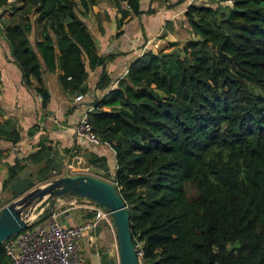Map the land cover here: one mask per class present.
I'll return each instance as SVG.
<instances>
[{"label":"trees","instance_id":"trees-1","mask_svg":"<svg viewBox=\"0 0 264 264\" xmlns=\"http://www.w3.org/2000/svg\"><path fill=\"white\" fill-rule=\"evenodd\" d=\"M18 1L22 14L3 36L22 82L32 78L44 100L42 71L59 66V86L83 91L84 59L100 58L80 15L95 0ZM111 1L121 16L139 13L138 0ZM207 1L217 5L184 11L194 39L145 50L86 112L113 150L111 182L139 264H264V0ZM27 159L39 176L54 160L44 144ZM26 164H8L2 186ZM0 264H10L1 244Z\"/></svg>","mask_w":264,"mask_h":264},{"label":"crops","instance_id":"crops-1","mask_svg":"<svg viewBox=\"0 0 264 264\" xmlns=\"http://www.w3.org/2000/svg\"><path fill=\"white\" fill-rule=\"evenodd\" d=\"M12 1L0 0V192L7 176V165L16 161L33 164L27 157L39 144L50 148V154L61 168L81 165L90 170L89 167L94 166L99 170L95 174L103 176L106 173L108 179L105 180L111 182L115 165L110 145L90 142L75 132L74 125L88 107L93 108L95 98L116 86L128 64L145 50L168 52L195 38L184 15L189 4L212 6L214 2L138 0L139 13L127 11L121 16L120 9L111 0H95L80 18L92 35L95 54L100 60L89 65L84 59L86 75L81 92L59 86L56 77L59 66L53 71L43 69L41 84L47 94L42 100L34 89L36 83L32 78L29 84L22 82L3 36V27L18 22L22 14V10L15 8L20 2ZM38 35L35 30L31 41ZM100 75L105 76V84L97 86ZM77 93L83 96L74 100ZM101 108L108 109L107 106ZM12 131L16 134L14 141ZM68 199V206L53 210L55 219L65 225L85 221L90 216L85 198L69 196ZM49 218L40 222L45 223ZM78 246L83 255L82 264H118L113 242L101 220L83 233Z\"/></svg>","mask_w":264,"mask_h":264},{"label":"water","instance_id":"water-1","mask_svg":"<svg viewBox=\"0 0 264 264\" xmlns=\"http://www.w3.org/2000/svg\"><path fill=\"white\" fill-rule=\"evenodd\" d=\"M92 172H61V165L55 159L48 166L46 175H52L40 185H35L32 170L24 165L14 174L6 186L5 203L0 206V242L28 225L31 211L42 201L54 204L56 197L71 195L86 198L104 207L112 218L117 242L118 264H139L129 230L127 207L113 183L99 177V170ZM95 172V173H94ZM26 210V212L24 211Z\"/></svg>","mask_w":264,"mask_h":264},{"label":"built area","instance_id":"built-area-1","mask_svg":"<svg viewBox=\"0 0 264 264\" xmlns=\"http://www.w3.org/2000/svg\"><path fill=\"white\" fill-rule=\"evenodd\" d=\"M82 96V93H77L74 100H79ZM90 109L88 107L87 111ZM74 130L90 142H99L86 119V113L79 117ZM85 200L90 216L83 222L62 224L55 219L56 214L52 210L48 215L49 221L33 224L30 220L26 227L4 238L0 244L10 264H82L79 239L86 230L95 227L109 215L104 207L86 198Z\"/></svg>","mask_w":264,"mask_h":264},{"label":"rangeland","instance_id":"rangeland-1","mask_svg":"<svg viewBox=\"0 0 264 264\" xmlns=\"http://www.w3.org/2000/svg\"><path fill=\"white\" fill-rule=\"evenodd\" d=\"M16 2V0L12 1L11 3ZM221 6H229L230 5V1H224V2H220L219 3ZM217 3H212L211 7L216 6ZM30 6L26 5L24 6L23 10H30ZM255 90H258V88L255 86ZM27 166H29L32 170V176L35 182V185H40L42 183H44L47 179L51 178L52 175H42L39 176L36 173V169H37V165L33 164H26ZM109 167V166H108ZM63 170H67L69 173H87V172H91L92 170H88L87 167L85 166H81V165H72L65 168H61V172ZM99 177L103 178V179H108V175L105 173L103 176ZM110 181V180H109ZM112 181V180H111ZM1 192H0V205H3L4 197L7 193L6 191V187L1 188ZM186 190H187V194L189 196H192L195 194V189L192 187L191 184H187L186 185ZM69 196L71 195H66V196H61V197H56L54 199V204L50 205L48 200H44L42 201L39 205H37L32 211H31V216H32V221H39V220H43L45 217H48L47 215L50 213V211L60 208H63L65 206H68L69 203L67 202V200H69ZM60 199V200H59ZM26 212V210H24ZM50 220V218L48 219V221ZM44 221V220H43ZM42 222V221H41ZM41 222H37V223H41ZM102 225L106 227L108 234H109V238L111 239V241L113 242V247H114V252L115 255L117 256V242H116V237H115V231H114V225L112 222V218L110 215H108L106 217V219L101 220ZM229 246V245H228ZM139 259V258H138ZM140 262V259H139Z\"/></svg>","mask_w":264,"mask_h":264},{"label":"bare ground","instance_id":"bare-ground-1","mask_svg":"<svg viewBox=\"0 0 264 264\" xmlns=\"http://www.w3.org/2000/svg\"><path fill=\"white\" fill-rule=\"evenodd\" d=\"M30 217H32L31 214H30Z\"/></svg>","mask_w":264,"mask_h":264}]
</instances>
